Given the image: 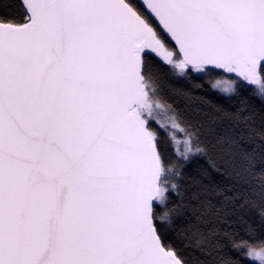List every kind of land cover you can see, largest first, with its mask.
<instances>
[{
    "label": "snow or ice",
    "instance_id": "obj_1",
    "mask_svg": "<svg viewBox=\"0 0 264 264\" xmlns=\"http://www.w3.org/2000/svg\"><path fill=\"white\" fill-rule=\"evenodd\" d=\"M0 264H264V0H0Z\"/></svg>",
    "mask_w": 264,
    "mask_h": 264
}]
</instances>
